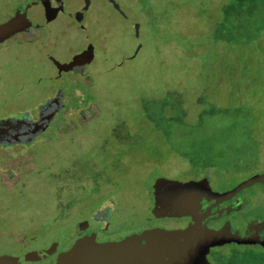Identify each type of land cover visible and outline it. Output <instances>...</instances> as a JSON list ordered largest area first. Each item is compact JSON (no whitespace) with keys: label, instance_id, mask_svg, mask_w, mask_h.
I'll list each match as a JSON object with an SVG mask.
<instances>
[{"label":"rangeland","instance_id":"obj_1","mask_svg":"<svg viewBox=\"0 0 264 264\" xmlns=\"http://www.w3.org/2000/svg\"><path fill=\"white\" fill-rule=\"evenodd\" d=\"M21 1L0 0V22ZM70 1L92 41L66 3L51 13L38 47L0 45V116L31 111L51 83L67 87L73 106L94 112L83 126L59 133L69 112L22 149L24 158L0 165V248L18 246L24 264H48L40 248H50L110 191L132 206L110 237L186 223L149 210L148 171L111 165L129 150H139L135 162L159 165L171 179L210 173L216 190L264 168V0ZM83 64L85 75L72 71ZM93 180L104 187L68 213L72 196L82 193L79 181L91 191ZM251 189L245 214L264 209V188ZM52 221L61 226H40ZM210 256L217 264H264V248L227 245Z\"/></svg>","mask_w":264,"mask_h":264},{"label":"water","instance_id":"obj_2","mask_svg":"<svg viewBox=\"0 0 264 264\" xmlns=\"http://www.w3.org/2000/svg\"><path fill=\"white\" fill-rule=\"evenodd\" d=\"M23 5L24 10L19 7L11 18L0 22V44L33 26L45 27L48 16L60 6L58 0H27ZM69 5L81 21L75 5L72 2ZM62 105V95L58 94L44 106L37 120L29 117L1 119L0 142H33L47 129ZM211 181L210 173L189 180L153 173L148 185L155 208L166 217H190L186 227L145 228L107 242H99L94 234H87L68 250L59 252L56 264H212L207 255L210 247L229 243L264 245V240L234 232L229 224L219 229L208 226L210 218L230 213L233 199L244 188L264 184V172L253 174L222 192L213 189ZM214 208L220 209L213 211ZM0 264L23 263L19 256L0 254Z\"/></svg>","mask_w":264,"mask_h":264},{"label":"flooded vegetation","instance_id":"obj_3","mask_svg":"<svg viewBox=\"0 0 264 264\" xmlns=\"http://www.w3.org/2000/svg\"><path fill=\"white\" fill-rule=\"evenodd\" d=\"M25 1H27V0H23L20 3H18L13 8L12 15L10 17H7V19L11 18L14 15L15 10L18 9L19 7H21V9L24 10L23 4ZM58 1H59L60 6L58 8H56V11L65 8L66 3L68 4V6L70 8L69 3L72 2L70 0H58ZM75 7H76V5H75ZM80 11L81 10L77 9L78 14L81 15V17H82L81 21L76 18L75 14H73V16H74L75 20L77 21L78 26L83 31H86L88 33L89 40L92 41V39H93L92 34H91L90 30L86 27V25L84 23L83 15ZM53 15L54 14H50L48 16L47 25L45 27L33 26L30 28L29 31L18 33L14 37L8 39L7 41H5L4 43H2L0 45H2V46L8 45V47H17L20 50L23 49L24 47H28V48L33 47V46L38 47L37 43L40 41V34L47 31L50 28L51 23H52L51 17ZM95 51H97V48L94 45V52ZM96 56H97V54L95 52L93 54V58L91 60L92 62L94 59H96ZM91 63H88V64H91ZM87 65L86 64L78 65V66L74 67L72 69V71L79 73V74L82 73V75H85ZM47 93L48 94L45 96V98L43 100L39 101L38 103L37 102L35 103V107L31 108V111H28L26 109H24V110L16 109L12 114H9V115L6 114V115L0 116V120L1 119H8V118H22V117H29L33 120H37L40 118L43 110L45 109L44 106L51 99L55 98L58 94L62 95L63 105H62L61 109L58 112H56L54 118L52 119V121H51L50 125L47 127V129L43 133H41L33 142H31L29 144H26V143L10 144L8 142H0V162H1L0 165L2 164L3 166H5V165L10 164L11 160H15L16 158L18 160L24 158L25 155H27L28 153L26 154V153L22 152V149L25 147H28L29 145H32L42 134H45L51 127L52 128L56 127L58 120L61 117H63L64 115H67L69 112L74 113V114H73V116L71 114V118H69V119L67 118L68 116L66 117V120H68L67 125H61L58 129L59 133H68V131L70 129L83 126L86 122H88L89 120H91V118L94 117V112L89 111L87 109L88 108L87 105H85V106L81 105L79 107L73 106V104L71 103L72 94L71 93L69 94V91L67 90V87L64 86V84L54 86V84L51 83L50 84V90H47ZM136 151L139 153L138 149L129 150L128 152L122 154L119 158H117L116 161L114 163H112L111 165H118L119 168L123 167L124 165L128 166L130 171L133 173L137 172L139 169H144L146 172L148 171L147 176H146L147 180L145 181V184H146L145 190H146V194L148 197L147 204H149V210L152 211L153 213L156 212L155 214H157V216H158V214H161V213L155 208L154 203L152 202V200L150 198L148 180L153 173H155V172L162 173L160 170V166L157 165L155 167H151L149 170V168H147L148 167L147 165H149V164H147L146 167H144V165L141 164L143 161L135 162L134 153ZM126 155H128L129 157L127 159H124L123 157ZM123 159L125 160L124 162H123ZM120 161H122V163ZM134 164H139V166L135 165L136 166V168H135ZM263 172H264V168L255 171V173H253V174L263 173ZM105 174H106V171H104L103 177H106V176H104ZM7 175H8V177H14L15 173L12 169H7ZM201 177L194 178V179H199ZM93 181H94L93 185H95V187H94V190H91V191L85 190V187L88 186L85 181H79V184L77 185V187L80 190H82V193L80 195L72 196V199L70 200V202L68 204V213H71V211L73 212V211L78 210V209L81 210V208L84 209L88 203H91L93 201L92 199H94V196H96L94 194L99 193L101 191L100 189L102 187H104V184H101V180L98 182L95 180H93ZM111 185H112V183H111ZM236 185H234V186H236ZM253 185H260L261 188H264L263 183H256ZM253 185L250 187H253ZM234 186H231L229 188L222 189V190H217V191H220V192L227 191V190L233 188ZM248 188H244L233 199L232 205L229 208V211H230L229 214L216 217L217 219H214L213 217L210 218L208 221V226L211 228L219 229V228H222L224 225L229 224L230 226H232V230L234 232L239 233L242 236H245V235L253 236L255 238H259L260 240H264V209H262V211H260V209H259L257 212H255V213L253 212L250 214H245V212L243 211L245 209V207L249 204V201L251 200V197H250L251 194H249V192L253 191L252 189L250 191H248L247 190ZM109 193H111V194H107V196H106L107 198L100 200L95 206H93L92 209L90 208L91 210L89 209L87 214L83 215L77 221V223H75L71 227H69L70 228L69 231H66L65 233H62V234L60 233V235H58V237L54 238L50 248L49 247H41L40 248V249H47V251L45 253H43V256H44V258L45 257L48 258V260H49L48 264H56V257L58 255V253L61 251L68 250L79 238H81L84 235L94 234L96 236L97 241L107 242V241L120 240L124 236L129 235V234L134 233V232H137L141 229L152 228L148 225H144L137 230H134L131 232H126L125 234L122 233L123 235L121 234V235H118L115 237H110L109 233H111V231L109 232V230L113 227V225L116 222L119 221V215L129 211L130 210L129 207H132V206L121 205L118 201V195L116 194V192L110 191ZM126 202H128V204L133 203V200H131V196H129V199ZM76 203H78V207H76V209H74L73 207ZM219 209L220 208H214L213 211L219 210ZM163 217H166V216L163 215ZM185 220H186V223L181 225V226H174V227H170V228L166 227V228L167 229H175V228L186 227L191 219H190V217H185ZM40 226L42 227V229H52L54 226H61V223L57 222V221L44 222V223H41ZM227 245L264 248V245L262 243L247 244V245H241L238 243H229V244H225L222 246H213V247L209 248L210 252L207 253L208 259L212 264H217V263L213 259H211V256H210L211 252L214 253L216 250H218V248L225 247ZM32 246H35V245H32ZM36 248L31 247V249H36ZM0 254L16 255V256L20 257L21 261H22V259L27 258V255H24V253L21 252V249L16 245H11V246H6L3 248H0ZM29 256H33V255H29ZM25 264H31V263L26 262Z\"/></svg>","mask_w":264,"mask_h":264}]
</instances>
